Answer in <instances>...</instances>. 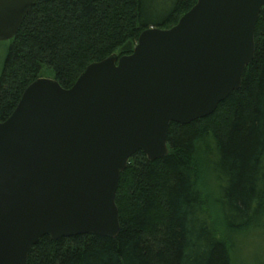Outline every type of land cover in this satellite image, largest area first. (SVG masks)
I'll list each match as a JSON object with an SVG mask.
<instances>
[{
    "label": "water",
    "instance_id": "95a60500",
    "mask_svg": "<svg viewBox=\"0 0 264 264\" xmlns=\"http://www.w3.org/2000/svg\"><path fill=\"white\" fill-rule=\"evenodd\" d=\"M39 0H0L12 40ZM264 0H197L130 55L90 64L70 89L40 77L0 121V264H27L42 238H116L121 174L138 152L169 153L170 124L212 115L242 85Z\"/></svg>",
    "mask_w": 264,
    "mask_h": 264
},
{
    "label": "trees",
    "instance_id": "16d2710c",
    "mask_svg": "<svg viewBox=\"0 0 264 264\" xmlns=\"http://www.w3.org/2000/svg\"><path fill=\"white\" fill-rule=\"evenodd\" d=\"M196 3L39 0L12 39L2 69L0 121L44 74L70 89L90 64L132 54L143 31L173 27ZM167 144V156L149 161L138 152L121 174L116 238L44 237L31 248L27 264H233L231 236L251 227L264 232V8L241 88L212 115L170 124ZM206 174L228 240L215 231L199 188Z\"/></svg>",
    "mask_w": 264,
    "mask_h": 264
},
{
    "label": "rangeland",
    "instance_id": "374dc122",
    "mask_svg": "<svg viewBox=\"0 0 264 264\" xmlns=\"http://www.w3.org/2000/svg\"><path fill=\"white\" fill-rule=\"evenodd\" d=\"M12 43V40H0V76ZM44 75L48 76L47 74ZM201 180L199 188L209 201V215L214 224L215 231L221 238L228 240L229 236L224 228L222 214L219 205L216 204L215 185L213 186L214 183L207 174ZM235 235L231 236L233 242H228L231 247L233 264H264L263 230L258 227H251L239 231Z\"/></svg>",
    "mask_w": 264,
    "mask_h": 264
}]
</instances>
